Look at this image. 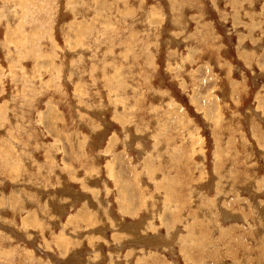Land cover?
Returning <instances> with one entry per match:
<instances>
[{"label": "rangeland", "instance_id": "obj_1", "mask_svg": "<svg viewBox=\"0 0 264 264\" xmlns=\"http://www.w3.org/2000/svg\"><path fill=\"white\" fill-rule=\"evenodd\" d=\"M0 264H264V0H0Z\"/></svg>", "mask_w": 264, "mask_h": 264}]
</instances>
